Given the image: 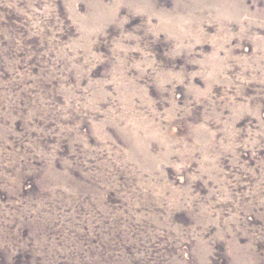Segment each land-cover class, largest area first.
Returning <instances> with one entry per match:
<instances>
[{
    "label": "rangeland",
    "instance_id": "374dc122",
    "mask_svg": "<svg viewBox=\"0 0 264 264\" xmlns=\"http://www.w3.org/2000/svg\"><path fill=\"white\" fill-rule=\"evenodd\" d=\"M0 264H264V0H0Z\"/></svg>",
    "mask_w": 264,
    "mask_h": 264
}]
</instances>
